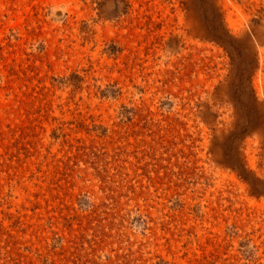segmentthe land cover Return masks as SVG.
<instances>
[{
  "label": "rangeland",
  "instance_id": "obj_1",
  "mask_svg": "<svg viewBox=\"0 0 264 264\" xmlns=\"http://www.w3.org/2000/svg\"><path fill=\"white\" fill-rule=\"evenodd\" d=\"M0 264H264V0H0Z\"/></svg>",
  "mask_w": 264,
  "mask_h": 264
}]
</instances>
